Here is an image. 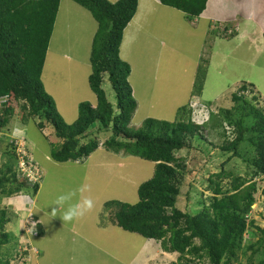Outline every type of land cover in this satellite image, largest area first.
Returning a JSON list of instances; mask_svg holds the SVG:
<instances>
[{"label": "rangeland", "instance_id": "1", "mask_svg": "<svg viewBox=\"0 0 264 264\" xmlns=\"http://www.w3.org/2000/svg\"><path fill=\"white\" fill-rule=\"evenodd\" d=\"M155 6L154 15H151L150 7L147 21H151L145 26L140 39L135 42L128 40L124 56H121L131 65L129 81L138 102L129 129L136 131L147 118L174 121L180 107L188 105V109H192L191 120L204 127L201 132L205 136L196 133L192 148L177 153L186 157L188 167L177 206L184 212L196 214L209 202L211 193L207 186L211 174L225 169L248 178L252 175L246 163L252 156L248 142L239 146L242 157L235 156L233 152L225 154L215 145L233 137L239 115L229 118L225 111L234 109L236 101L233 94L244 82L253 83L256 89V98L249 93L248 99L264 106V37L259 29L263 27L264 14L246 20L244 27L251 33L249 36L243 37L239 24L235 22L232 25L233 28L237 25L239 34L225 38L226 28L224 30L223 26L228 23L223 21L220 24L213 22L205 39L201 30L195 32L182 11L161 3H155ZM93 27L90 31L96 29ZM56 31L51 39L53 46L47 53L42 81L64 121L71 124L78 117L81 102L88 101L94 106L97 103L89 84L92 65L89 53L85 52V37L80 49L74 51L62 48L65 25L58 22ZM74 41L75 38L69 44ZM63 53H66L65 58ZM126 56H130V60ZM144 68L146 72L143 74ZM198 75L203 83L196 82ZM103 86L109 101L114 103L116 97L108 78ZM198 87H202L200 93ZM22 116L19 107L3 130L0 168L5 169L7 164L16 168L18 159L14 139L17 138L11 133L13 128L19 127L24 132L23 138H27L28 156L40 167L39 174L31 178L32 181H40V188L37 194L33 193L32 187H26L18 195H0V206L11 207L8 212L13 218L6 226L11 235L10 242L0 249V258L9 260L10 264L20 263L19 253H24L21 256L28 264H170L177 261L178 252L163 251L160 242L111 224L104 206L105 202L113 199L136 203L139 200V185L154 174L155 164L152 161L108 150L103 145L112 133L102 131L98 134L95 126L89 133L97 137L101 146L85 162H56L50 155V141H57L54 126L47 124L42 131L37 126L43 121L42 116L26 121ZM246 120L250 124V119ZM228 158L229 162L223 166ZM18 178L19 181L22 179ZM256 180V202L250 218L262 228L264 175ZM230 181L231 178H225L224 184ZM80 188H85V191H77ZM73 191L77 192L76 196L59 208L57 216L53 217L51 211L57 207L54 205L57 197ZM84 198L93 201L92 209L84 216L64 223L60 216L68 205ZM39 220L43 231L40 236L34 231ZM250 245L254 247L249 248ZM257 249L258 252L253 254ZM250 256L253 257L252 263ZM263 258L264 235L250 228L244 234L242 248L232 264H257ZM191 262L210 264L206 259L203 262L192 259Z\"/></svg>", "mask_w": 264, "mask_h": 264}, {"label": "trees", "instance_id": "2", "mask_svg": "<svg viewBox=\"0 0 264 264\" xmlns=\"http://www.w3.org/2000/svg\"><path fill=\"white\" fill-rule=\"evenodd\" d=\"M73 1L91 11L99 23L90 55L92 72L89 75L96 105L81 102L77 119L68 124L43 84V69L61 0H0V97L8 95V100L0 104V143L4 128L19 107L24 121L37 115L43 117L37 125L42 131L47 124L54 126L57 141H50V155L59 163L85 162L100 148L97 137L90 136L92 127H97L98 134L102 131L112 133L103 146L117 154L152 161L155 169L153 176L139 185L136 203L116 199L105 202L109 222L160 242L163 251L178 252L177 261L170 264H184L183 261L191 264L192 259L199 262L206 259L210 264H232L242 248L246 231L254 228L264 235V227L250 218L256 202V179L264 175V106L247 97L250 93L256 98L254 84L244 82L233 94L234 109L225 111L229 118L239 115L233 137L219 145L210 142L225 154L233 152L239 157H242L239 146L248 142L252 156L245 160L252 175L248 178L225 169L211 174L207 186L211 193L209 202L196 214L184 212L177 203L188 167L186 157L177 153L192 148L196 133L204 137L201 132L204 127L191 120L192 109L186 105L178 109L174 121L147 118L139 129L130 131L138 102L129 81L132 68L121 57L120 47L124 31L137 12L138 0ZM159 1L182 11L194 28L198 27V17L208 3V0ZM224 34L229 39L238 32L234 29L233 33ZM104 78H108L114 90V103L107 97ZM203 81L199 75L196 77L197 83ZM198 88L200 93L202 87ZM23 174L17 165L16 168L8 164L5 169L0 168V195H18L26 187H32L37 194L40 181L29 182ZM18 176L22 177L20 181ZM225 178H231L230 183L224 184ZM10 208L0 206V249L10 242L11 235L6 231L7 224L13 220L9 216ZM27 225L30 228V223ZM37 225L34 231L40 236L43 234L40 220ZM21 255H18L19 264H28ZM249 261L253 262L252 256ZM0 264H10V261L0 258ZM257 264H264V258Z\"/></svg>", "mask_w": 264, "mask_h": 264}, {"label": "crops", "instance_id": "3", "mask_svg": "<svg viewBox=\"0 0 264 264\" xmlns=\"http://www.w3.org/2000/svg\"><path fill=\"white\" fill-rule=\"evenodd\" d=\"M116 1L118 0H114L113 3ZM155 3L161 2L159 0H138L137 12L124 31V37L120 47V53L122 57L124 56L125 46H128V40H132L134 42L138 41L140 39L141 33L145 29V26L150 23L151 20L147 21V19L150 16V7L151 15H154V10L157 8L155 6ZM251 6H253L254 8L251 9ZM248 7L249 9H247ZM257 10L259 13L257 12ZM257 14H264V0H208L206 10L198 17V27H191L194 28L195 32L196 30H201V34L203 33V36L206 39L210 34L209 30L211 28V25H213V22L225 21L230 24L231 22L232 24H235V22H237L240 26V34L245 37L251 34L248 31V28L244 27L246 20L253 19ZM200 20H203L202 22H204L205 24L201 25L202 22H200ZM58 22L65 25L66 29L64 33V45L62 48L65 47L70 50L74 49V51H77L80 49V44L83 42V38L85 37V52L89 53L87 55L90 59L93 38L96 32L98 31L96 29L99 28V24L92 15V13L88 9L84 8L73 0H61L58 14L56 17V22L54 25L53 34L56 31V26ZM263 23V27L258 26L260 31L262 28H264ZM92 25H94V27L96 28L94 31H90ZM74 38L75 41L73 43L70 42L69 44V41L72 39L74 40ZM52 41L53 40H50L49 48L53 46ZM62 48L57 49L61 50ZM65 54L66 53H63V58L66 57ZM126 58L130 60L131 57L126 56ZM145 68L143 69V74L146 72ZM42 78L44 80V72Z\"/></svg>", "mask_w": 264, "mask_h": 264}, {"label": "clouds", "instance_id": "4", "mask_svg": "<svg viewBox=\"0 0 264 264\" xmlns=\"http://www.w3.org/2000/svg\"><path fill=\"white\" fill-rule=\"evenodd\" d=\"M230 26H232V27H230ZM223 27H224L223 28L224 30L226 28V30L224 31V33L225 32L233 33L234 32V29H237V32L239 34L240 27L238 29L237 25L236 26L234 25V28H233L232 22H231V24L230 23L225 24ZM261 34L264 37V28L261 29ZM11 135L14 138H23L24 132H23V130L21 128L16 127V128H13ZM25 139H27V138H25ZM14 148H15V141H14ZM16 165H17V163H16ZM38 181H36V182H38ZM29 182H34V181H30L29 180ZM77 191L83 192V191H85V188H80ZM76 194H77V192L76 191H73V192H69L67 194H61V195H59L57 197L56 201L54 202V205L57 206V207H54L52 209V211H51L53 217L57 216L56 213H57L58 209L61 208V207H63L67 202L71 201L76 196ZM92 207H93V201L90 198H84L81 201H78L76 203L69 204L68 207H67V210L64 211L63 215L60 216V217L62 218V220H63L64 223L65 222H72L73 220L84 216L89 210L92 209Z\"/></svg>", "mask_w": 264, "mask_h": 264}, {"label": "built area", "instance_id": "5", "mask_svg": "<svg viewBox=\"0 0 264 264\" xmlns=\"http://www.w3.org/2000/svg\"><path fill=\"white\" fill-rule=\"evenodd\" d=\"M7 100H8V95L0 97V104L5 103ZM15 150L18 159L17 160L18 168H20V171L24 173L23 175H25L26 177H28L30 181H32L31 178L39 174L40 167L36 166V164L33 162L30 156H28L29 154L26 150L25 138L15 139ZM36 181L38 180L36 179Z\"/></svg>", "mask_w": 264, "mask_h": 264}]
</instances>
